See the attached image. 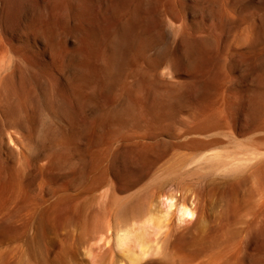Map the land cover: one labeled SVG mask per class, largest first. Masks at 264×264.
Returning a JSON list of instances; mask_svg holds the SVG:
<instances>
[{
	"label": "rangeland",
	"instance_id": "374dc122",
	"mask_svg": "<svg viewBox=\"0 0 264 264\" xmlns=\"http://www.w3.org/2000/svg\"><path fill=\"white\" fill-rule=\"evenodd\" d=\"M258 148L264 0H0V264H120L117 228L160 193L150 264H264V188L261 217L230 204Z\"/></svg>",
	"mask_w": 264,
	"mask_h": 264
},
{
	"label": "bare ground",
	"instance_id": "6f19581e",
	"mask_svg": "<svg viewBox=\"0 0 264 264\" xmlns=\"http://www.w3.org/2000/svg\"><path fill=\"white\" fill-rule=\"evenodd\" d=\"M122 25H124V23L122 24ZM123 28H125V27H123ZM122 28V29H123ZM121 31V30H120ZM122 35V34H121ZM117 36H118V34H117ZM115 38V37H114ZM118 39V38H117ZM149 39V38H148ZM149 41V40H148ZM143 44V43H142ZM148 45V44H147ZM141 47V46H140ZM142 47H143V45H142ZM146 47V46H145ZM98 49H99V47H98ZM146 49V48H145ZM114 54V53H113ZM81 60V59H80ZM141 80V79H140ZM140 83V82H139ZM82 86V85H81ZM77 92H78V90H77ZM154 102V101H153ZM161 106V105H160ZM154 111V110H153ZM262 117V116H261ZM208 135V134H207ZM230 135V134H229ZM263 152H264V150H262ZM262 151H260V149L258 148L257 149V155H259V152H260V155H261V152ZM263 154V153H262ZM256 155V157H258ZM259 155V156H260ZM252 156V155H251ZM261 156H264V154L263 155H261ZM263 158V157H262ZM249 159H250V157H249ZM253 159V158H252ZM260 159H261V157H260ZM257 160H258V162L260 161L259 160V158H257ZM263 160H264V158L262 159V161L260 162V163H262L263 162ZM256 161V160H255ZM255 161H253V162H255ZM241 162V161H240ZM251 162V161H250ZM242 163V162H241ZM256 163H257V161H256ZM252 164V163H251ZM251 164H249L248 165V163H247V167H249ZM240 165V164H239ZM256 165V164H255ZM254 164L252 165L253 167H249L248 169H243V171H241L240 170V172H239V174L241 173V175L239 176V174L237 173V175L239 176V177H235L233 180H237V179H239L240 178V180H238V181H234V182H238L239 184H238V186L239 187H237L238 188V190H239V188H241V186L243 187V186H247L245 189L247 190V192L245 191V193H243L245 196L244 197H238V198H234V197H236L237 195H238V192L240 191H236V196H233L232 198H234L233 200L232 199H230L232 202H230V204H233V207L236 209H242V213L244 214L245 213V211L243 212V209L244 210H246V205L244 206V203L245 202H248V203H250L251 201V206L253 207V205H257V203H255V201H257V199L259 198L258 197V190H256L255 189V185H257L256 187H262V189L264 188V170H262V168H260V167H258L257 165L255 166ZM243 166V164L241 165V166H239L238 168H241ZM245 166V165H244ZM232 167V166H231ZM234 168H236L235 166H234ZM238 168H236V169H238ZM243 168V167H242ZM236 169H234L235 171V173H236ZM225 170V169H224ZM232 172V171H231ZM235 173H233L234 175H235ZM250 183H253V184H251L250 185ZM237 184V183H236ZM248 185H250V186H248ZM236 188V189H237ZM244 188V187H243ZM244 189V190H245ZM261 189V188H260ZM261 189V190H262ZM216 190V189H215ZM218 190V189H217ZM224 190V189H223ZM255 190H256V193H255ZM219 191V190H218ZM221 192H222V190H220ZM226 191V190H225ZM231 191V190H230ZM264 191V190H263ZM220 192V193H221ZM258 192V193H257ZM173 193V192H172ZM229 193H231V192H229ZM240 193V192H239ZM246 193H247V195H246ZM256 194L257 195V198H256V195H253V194ZM159 194V193H158ZM161 194V193H160ZM160 194L159 195H157V203L158 204H151L150 205V207L148 208V209H138L137 207H133V210H131V211H135L134 212V215H133V212H132V215H133V218H131L130 220L128 219L126 222H123V224L125 223L126 225H124V227L121 229V228H117V232L115 233V244H116V248L118 249L117 251L118 252H120V254L122 255V257H123V259H126L129 263L128 264H148L149 263V258L150 257H152V256H155V255H158V254H160L161 253V249H160V247H159V245H157V243L155 242L156 240H153L152 241V238H151V236L153 235V233H157L156 231H158V233H159V229H161V227L163 226V221H164V219L167 217L168 218V216H169V214H170V208H171V206H172V204L173 203H170V207L168 208V205H167V209H164V208H166V207H164V205H163V207L160 205V200H161V198H160V200H158V198L160 197ZM168 194V193H167ZM171 194V193H170ZM170 194H169V196H170ZM172 195V194H171ZM261 195V194H260ZM159 196V197H158ZM164 196V195H163ZM168 196V195H167ZM166 196V197H167ZM223 196V195H222ZM255 196V198H256V200H255V198L253 199L252 197H254ZM229 197H231V196H229ZM261 197V196H260ZM176 198V197H175ZM165 199V198H164ZM164 199H163V201H164ZM172 199V198H171ZM260 199V198H259ZM261 199H262V197H261ZM170 200V199H169ZM174 200V199H173ZM235 200V204H236V206H234L235 204L233 203V201ZM162 201V202H163ZM169 202V201H168ZM181 202V201H180ZM155 203V202H154ZM178 203V202H177ZM179 204V205H178ZM178 204H176L175 203V205H177L178 206V208L176 209L177 211L175 212V214H174V212H173V214L175 215L174 216V218L176 217V219H177V221L178 222H182V221H187V219H191L192 218V216H193V212H194V210H193V205H192V203H190V201H189V199H188V201H186L185 200V202L183 201L182 203H178ZM253 204V205H252ZM261 204V202L259 203V205ZM256 205H255V207L254 208H252L253 210H251V206H249L248 205V207H249V209L247 208V210L249 211H247V213H249L251 216H253V214H251V211H252V213H253V211L255 212L256 211ZM258 205V206H259ZM245 207V208H242V207ZM257 206V208H258V210H261V208H260V206L258 207ZM261 206H262V211L264 212V197H263V200H262V204H261ZM196 207V206H195ZM229 207H230V209H228L229 210V212L230 211H232L233 209H231L232 207H231V205H229ZM260 208V209H259ZM224 209V208H223ZM255 209V210H254ZM225 210H227V208L225 209ZM228 210H227V213H228ZM256 211L257 213L259 212V211ZM102 212H105V211H103V210H101ZM100 211V212H101ZM262 211H260V212H262ZM262 212V213H263ZM234 213V212H233ZM239 213H240V211H239ZM247 213L246 214H244V215H247ZM256 213V214H257ZM262 213H258V217L260 216L261 217V215H262ZM102 214V213H101ZM104 214V213H103ZM106 214V213H105ZM236 214V213H235ZM234 214V215H235ZM248 214V215H249ZM256 214H254L255 216H256ZM234 215H233V217H231L230 218V223L228 224L227 222H224L225 221V218L224 217H226V215L225 216H223V220H222V217L220 218L221 219V221L223 222H221V223H219L217 220L218 219H216V221L214 222V223H216L217 225L218 224H220V226H219V228H217L216 227V224L214 225L215 227V229H217V232L215 233L214 231H216L214 228H212V229H210V231L211 230H213L212 232L213 233H210L211 234V236H209L210 234H209V231H208V233L207 232H205L206 234H204V232H203V234H204V236L201 238V240H206V241H208L207 239H209V241L211 240V241H213V240H215L216 242H217V240H218V236H219V239H220V236H222V239L221 240H225V238L223 239V237L224 236H226L227 235V238H228V234H230L233 230H232V227L233 226H231V225H233L234 224V222L236 221L235 219V221H231L233 218H234ZM237 215V214H236ZM247 215V216H248ZM103 215H101V218H102V222L101 221H99V224H98V226H97V231L94 233L95 234V237H98V238H100V239H102L103 238V236L104 235H109V229L112 227V226H109V223H108V221L109 220H107V217L106 216H103ZM110 216V215H109ZM231 216V215H230ZM264 216V215H263ZM214 217H216V216H214ZM228 217V216H227ZM236 217V216H235ZM257 217V216H256ZM166 218V219H167ZM252 219H253V217H251ZM165 219V220H166ZM219 219V220H220ZM237 219V218H236ZM257 219V218H256ZM259 219V218H258ZM262 219L264 220V217H262ZM111 220V219H110ZM209 220V219H208ZM215 220V219H214ZM227 220H229V217H228V219L226 218V221ZM249 219H247V221H248ZM260 220V219H259ZM262 220V221H263ZM247 221H245V223H249L250 224V221L249 222H247ZM255 221V220H254ZM254 221L252 222V220H251V222L252 223H254ZM258 221V220H257ZM257 221H255V225L256 226H254V228L253 227H251L252 226V224H250L248 227H250V228H253V229H255V230H257V226H258V228H259V225H257V223L259 222H257ZM218 222V223H217ZM242 222V221H241ZM183 223V222H182ZM227 225V227H226V225ZM122 224V223H121ZM205 225V224H204ZM208 225V224H207ZM207 225H206V227H207ZM228 225H229V227H230V229L232 230V231H229L228 229H229V227H228ZM263 225H264V221H263ZM115 226V225H114ZM120 226V225H119ZM212 226V225H211ZM210 226V227H211ZM261 226V225H260ZM122 227V226H121ZM264 227V226H263ZM262 226H261V228H259V231H260V229H261V231H262V228H263ZM235 226L233 227V229L235 230ZM113 229V228H112ZM150 229H153V232H150ZM237 229V228H236ZM252 229V230H253ZM251 230V229H250ZM255 230H254V234L257 232H255ZM116 231V230H115ZM248 231V230H247ZM261 231L259 232V233H261ZM235 231H233L232 233H231V235L234 233ZM97 233V234H96ZM150 233H152V235H150ZM215 233V234H214ZM262 233L264 234V230L262 231ZM261 233V234H262ZM235 234V233H234ZM234 234H233V237H234ZM257 234V233H256ZM255 234V235H256ZM155 236H158V235H156V234H154ZM202 235V234H201ZM208 235V236H207ZM257 235H259V234H257ZM262 236V235H261ZM102 237V238H101ZM153 237V236H152ZM205 237V239H203ZM206 237H207V239H206ZM232 236H230L229 235V238L227 239V241H229V239H231V238H233ZM263 238H264V235L262 236ZM93 238H94V235H93ZM263 238H261V239H263ZM99 239V240H100ZM217 239V240H216ZM86 241V240H85ZM200 241V240H199ZM206 241H205V243H206ZM208 241V242H209ZM209 242V243H206V244H211V243H213V242ZM220 241V240H219ZM158 242V241H157ZM221 242V241H220ZM251 242V241H250ZM264 241H262V243H263ZM202 243H203V245H205V243L202 241ZM215 243V242H214ZM218 243V242H217ZM216 243V244H217ZM243 243V242H242ZM252 243V242H251ZM92 244V243H91ZM90 244V245H91ZM199 244V243H198ZM213 245H215V244H213ZM231 246H232V244H231ZM201 247V246H200ZM237 247V246H236ZM238 247H240L239 245H238ZM244 247V246H243ZM262 247V246H261ZM260 247V248H261ZM86 248V247H85ZM89 249V248H88ZM239 249V248H238ZM245 249V248H244ZM87 250V249H86ZM90 250V249H89ZM203 250H205V249H203ZM88 251V250H87ZM86 251V253H90V251H88L87 252ZM237 251V250H236ZM235 251V252H236ZM93 252V251H92ZM91 252V253H92ZM163 252V251H162ZM164 253V252H163ZM162 253V254H163ZM228 253V252H227ZM227 253H225L224 255H226ZM232 253V252H231ZM230 253V254H231ZM87 254V255H88ZM198 254V253H197ZM218 254L219 253H217L216 255L218 256ZM233 254V253H232ZM244 254V253H243ZM166 255V254H165ZM165 255L164 256H162V257H165ZM199 255V254H198ZM240 256H243V255H240ZM160 257H161V255H160ZM159 257V258H160ZM222 257V256H221ZM226 257H228V256H225V258ZM168 258V257H167ZM210 258V257H209ZM217 257H215V259H216ZM225 258H223V259H225ZM239 258V257H238ZM241 258V257H240ZM260 258V257H259ZM262 258H264V255H263V257ZM121 256L119 257V260H120V264H123V263H121L122 261H121ZM122 259V260H123ZM223 259L222 260H220V261H223ZM258 259V258H257ZM240 260V259H239ZM263 260V259H262ZM261 260V261H262ZM219 261V262H220ZM233 261H235V260H233ZM237 261V260H236ZM174 262V261H173ZM238 262V261H237ZM151 263V262H150ZM149 263V264H150ZM213 263H215V262H213ZM222 263V262H221ZM221 263H219V264H221ZM119 264V263H118ZM217 264V263H216ZM224 264V263H223Z\"/></svg>",
	"mask_w": 264,
	"mask_h": 264
}]
</instances>
